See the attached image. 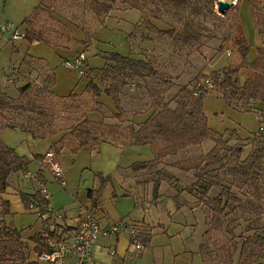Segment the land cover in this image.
I'll return each instance as SVG.
<instances>
[{
  "label": "rangeland",
  "instance_id": "rangeland-1",
  "mask_svg": "<svg viewBox=\"0 0 264 264\" xmlns=\"http://www.w3.org/2000/svg\"><path fill=\"white\" fill-rule=\"evenodd\" d=\"M24 1L28 0H0V22H13L23 36L25 29L21 28L20 24L22 23L15 20L14 13L24 4ZM100 1L111 3V0ZM218 2L219 0H187L185 8L181 10V8H175L170 4H163L159 0H139L138 9L143 13L140 16L142 34L136 41L140 43L142 40H150L156 43L159 48L146 52L145 44H139V52L146 55L160 75L170 79V83L162 85L158 77L150 78L148 81L153 85V91H146L144 88L145 79L140 77L124 78L117 72L112 73L108 68V60L105 59L106 54L115 52L129 55L131 53L127 34L132 31L133 24L139 18L137 10L132 9L133 7L128 4H122L120 0H115L112 3L116 11L129 9L122 12V16L116 18L113 15L100 21H95L92 18L93 21L89 20L92 22L85 24L84 28L75 27L74 30H70V33L74 31L73 36L78 42L75 45L76 51L61 43L57 44V49L47 42L29 43L25 37L14 41L8 32H0V90L14 97L17 103L16 108L10 110L8 115L18 123L19 127L23 125L27 129H32L38 126L42 134L58 136L59 142L70 148L73 147L72 144L77 143L76 135L79 124L88 115L89 118L100 120L93 122L88 119L89 127L98 138L113 140L117 143V135L115 134L117 133L118 139L127 144L133 142V134L135 133L133 129L135 131L138 129V125L126 120L129 114L146 109L151 111V108L159 109L160 107L156 105V102L162 98L167 101L171 99L170 101L173 102L172 105L174 106L176 104L174 97L177 94L185 95V91L182 92L183 87L198 93L203 88L206 89L204 110L208 117L209 126L226 137L229 140V145L243 143L245 149L242 159L247 158L251 152L264 146V105L260 102L250 101L249 104L253 106L252 110H245L244 108L248 107V100L243 99L238 102L237 95L227 90L233 98V103L238 104L239 108H236L222 97L223 89L214 84L213 78L211 81L207 79L211 77L213 71H220L229 65L236 66L242 61L237 43L243 34L233 9L235 4L226 12L221 13ZM38 3L39 1H37ZM59 3L61 8L58 15L62 19L59 21L77 22L78 26L84 24L80 23L83 18L87 20L96 17L98 14H103V9L87 0H60ZM151 16H155L153 22L148 20ZM178 17L183 18V21ZM191 22L200 25V42L198 45L192 44L186 48L182 45L172 44L171 39L163 38L160 33L154 30L155 26L162 29H169L171 26L181 29L185 23L190 24ZM40 26L44 28V24H40ZM43 28H40V33ZM59 39L64 43H69L67 37L62 36ZM82 41L86 46L78 45L82 44L80 43ZM72 42L73 40L70 41V43ZM168 44L172 46V55L179 54L181 57L177 61H173L171 65H166L161 60L163 57L162 47L167 48ZM80 50L86 54L91 68L85 76L64 66V62L72 59L74 52ZM228 50L231 51L230 54L227 52ZM183 53L189 56L187 61L182 60V57H185ZM24 54L25 56L44 58L49 63L50 68L55 71V75L50 73L45 63L37 59L30 62L35 71L30 70L31 72L28 74L23 73L19 68L23 65L22 56ZM248 57L251 58V50ZM13 65H18L19 68L14 67V72H11ZM249 73L250 67L247 64L240 69L237 81L239 86L247 80ZM11 75L16 78V81H10ZM89 78L100 84L102 88L110 87L112 83L116 85L122 98L124 112L118 116L119 110H117L114 100L105 93L101 95L102 101H100L104 103L106 110H99L103 105L96 100L97 96L83 92ZM27 82H30L32 89L23 95L19 92V88ZM52 92L59 96L68 95L72 92L80 94L74 93L61 98L56 97ZM150 93H154L157 97L150 96ZM259 106L263 112L257 110L260 108ZM26 108L32 111L29 112ZM106 118H109V122L102 121ZM83 126L86 125L82 124ZM8 131L23 133L14 129H8ZM17 142L19 143L12 140V144L17 148L25 146L21 139H18ZM213 144V141L208 139L198 148L189 151L188 154L182 151L179 157L184 159L186 155L195 156L200 152L206 153ZM75 155L74 157L66 153L62 157L59 156V162L65 171L70 191L62 188L63 186L61 187L59 183L54 181L51 167L44 163L43 156L42 164L50 171L51 175L50 181L46 183V188L51 197V207L56 212L74 206V195L76 196L78 191L85 192L88 187H93V185L96 188L100 187V177L104 176L98 170V163L92 161L89 152L81 151ZM136 155H141L143 158L135 159ZM152 155L150 146L146 145V148H143L133 145V147L127 148L123 163L140 161ZM172 159L168 158V161L171 162ZM29 161V171H17L11 174V185L15 187L18 185V188H21L20 193L25 192L31 184L36 190L43 192L45 182L42 181L41 175L36 174L37 170L32 161L30 159ZM222 171L221 177L225 179L223 180L224 184L229 185L232 192L241 199V206H236L238 207L236 211L228 210V214L226 212L223 216L216 215L206 201L200 204L203 210L200 207L194 209V206L190 205L193 195L184 192L183 197L181 196L182 190L179 191L181 199H178L182 204L177 203L176 205L174 200L167 195V187H163L165 197L157 204L153 201V186L149 187L145 202L139 200V203L136 204L134 197L127 195L124 188L121 189L116 180L101 192L102 206L109 213L113 222L126 221L131 223L129 221L131 219L142 220L141 218L145 217L149 225L157 228L153 233L148 250H146L147 247L144 249L146 253L151 251L145 264H153L152 250L156 254H164V264H189L191 258L199 259L196 252L199 249L204 229L205 232L208 230V234L203 235L205 264H264L263 182H261L260 195H256L253 188H248L247 185L238 181V183H233L234 178L240 180V175L233 178L226 169ZM262 179L264 178L262 177ZM221 182L222 179L219 178V184L210 191L211 197L220 194L225 195L226 191L220 184ZM79 183L80 185H78ZM184 185L179 181L181 188ZM170 187L176 189L174 186ZM148 202L151 204V209L145 211L144 207L147 206ZM26 209L19 196L13 195L11 212L6 219L8 224H12L21 230L23 239L28 241L30 249L33 251L31 252L32 256L35 250L34 240L36 239L33 237H37L40 231L47 226L50 229L52 224L58 222L59 219L53 218V216L46 219V216L43 217L36 207ZM45 211L47 212V210ZM63 218L65 217L63 216ZM58 226L59 224H57ZM255 234L258 238H254L252 245L248 246L241 259L243 241ZM120 235L128 238L130 243L128 234L122 233ZM136 262L144 263L140 257ZM197 262L200 263L199 260Z\"/></svg>",
  "mask_w": 264,
  "mask_h": 264
},
{
  "label": "trees",
  "instance_id": "trees-1",
  "mask_svg": "<svg viewBox=\"0 0 264 264\" xmlns=\"http://www.w3.org/2000/svg\"><path fill=\"white\" fill-rule=\"evenodd\" d=\"M86 1V0H85ZM99 6L103 14H98L96 17L98 19H104L110 13L114 11V5L111 3L103 2L100 0H87ZM163 4H170L175 8H185L187 0H159ZM213 1V0H212ZM122 4H128L132 9H138L140 4L139 0H120ZM240 0L233 6L238 18ZM252 16L256 25V28L262 37L264 42V0H249ZM117 10L120 12L126 11ZM101 12V11H100ZM143 15V13L141 12ZM96 15V14H95ZM155 16H151L148 20L153 22ZM181 21L183 18L178 17ZM142 19V18H141ZM139 21L134 30L129 34L130 37L141 36L142 27ZM200 25H196L191 22L185 23L181 29L172 27L169 29H162L154 27L158 33H160L163 38L167 37L171 39V43L179 46H184V48L191 46L192 44H199L200 42ZM147 32V31H146ZM41 33H33L27 31L25 38L29 41L39 40L41 38ZM238 42V41H237ZM239 45V52L241 54L242 61L236 66H226L220 71H213L209 81L213 78L215 85L223 89L222 97L232 106L239 108L238 104L233 103V98L228 94L230 90L234 95H237L238 102L243 99L248 100V107L245 110H252V104L260 102L264 105V47L258 50L257 57L254 61L248 62L247 55L249 52V47L246 43L244 37L239 39L237 43ZM171 45L168 47H162V50L167 53L169 50L170 58H181L179 54L173 56ZM157 47L155 46V49ZM185 57L188 58L187 54L183 53ZM105 59L108 60V68L112 73L117 72L124 78L134 79L135 77H140L146 80L144 88L146 91H153V85L148 81L150 78H159V82L162 85L170 83V79L159 74L155 65L150 62L146 55L142 57L136 56H124L119 53H108L105 55ZM164 58L162 57L161 60ZM174 61V60H173ZM173 61L166 62V65L173 64ZM110 62V63H109ZM175 62V61H174ZM107 63V61H106ZM250 67V73L247 80L239 86L237 84L238 75L240 69L244 65ZM53 75V74H52ZM222 76V79L220 80ZM53 80V76H52ZM32 85L27 84L19 88L21 94H25L31 91ZM204 89L200 93L197 91H190L186 88H182V92L185 91V95L180 96L177 94L174 98L176 104L173 106V102L170 100H165L164 98L159 99L156 102L160 108H151L150 116L147 120L138 125V129L133 134V142L137 144H150L153 148V152L156 160H163L165 158H173L168 165L172 167L179 168L181 170L190 172L192 171L195 175V181L190 185L180 187L179 180L173 175L168 173L163 169H158L154 172L156 176L155 184L156 187L160 184L162 180H167L179 191H187L196 198V204L200 205L202 202H207L209 207L213 210L216 215L223 216L228 214V210L236 211L238 205L241 206V199L232 192L229 185L224 184L223 169H226L230 175L237 177L240 175V180L234 178L233 183L241 182L248 186V188H253L256 195H260L261 192V182H263L264 191V146L259 147L254 152H251L247 158L242 159V154L244 152L245 145L243 143H236L234 145H229V140L222 134L214 131L208 122V117L204 110V97L206 95ZM228 90V91H227ZM85 92L90 93L94 96H101L103 93L110 96L116 105L118 111V116L124 112L122 106V98L118 93V87L112 83L110 87L102 88L100 84L95 82L93 79L85 87ZM155 96L154 93H150V96ZM16 99L9 96L6 92L0 91V133L3 129L9 128L14 130H20L24 132H29L34 138H45L49 135L42 134L40 128L27 129L23 125L19 127L18 123L12 119L8 113L10 110L16 108ZM15 106V107H14ZM260 107V106H259ZM27 111H32L26 108ZM260 112L263 109L257 108ZM258 111V112H259ZM82 124L86 126L82 127ZM89 120L84 119L79 124L76 144H72L74 150L83 148L90 143H98L102 141L95 135L91 128L89 127ZM117 135V133H115ZM213 141V147L210 151L203 153L200 152L195 156H187L182 159L179 157L182 151L186 154L192 150L201 146L206 140ZM157 146V147H156ZM61 148L56 146L51 147L50 150H54L57 155L60 154ZM30 161L25 156H20L13 148L9 147L2 139L0 135V264H34L31 260V252L28 241L24 240L22 237V232L17 227H13L8 224L6 217L10 214L11 203L8 199L4 198V194L7 188L10 186V176L13 172L24 171L26 172ZM233 164V165H232ZM263 164V165H262ZM232 165V166H231ZM221 171V172H220ZM226 172V173H227ZM221 178L225 188V195L220 194L215 197L210 196L211 189L218 185V179ZM238 181V182H237ZM241 184V185H242ZM92 190L90 191V197H92ZM21 198L23 203L27 208L36 207L40 212H46L49 207H51V199H46L45 194L42 190H35L34 193L21 192ZM93 204H97V199L93 198ZM232 232V231H230ZM208 234V230L204 235ZM35 250L41 251V233L33 237ZM254 238H258L255 234L252 237H247L242 243L240 258L244 256L248 246L252 245ZM146 240V238H145ZM145 240L142 241L145 244ZM205 243L201 244V250L204 252ZM31 250V251H30ZM34 250V251H35Z\"/></svg>",
  "mask_w": 264,
  "mask_h": 264
},
{
  "label": "crops",
  "instance_id": "crops-1",
  "mask_svg": "<svg viewBox=\"0 0 264 264\" xmlns=\"http://www.w3.org/2000/svg\"><path fill=\"white\" fill-rule=\"evenodd\" d=\"M37 1H39L38 4H37ZM59 2L60 0H31V1L28 0V1H24V4L21 5V7H19L15 11L14 18L16 17L15 20L18 23H22L20 25H21V28L25 29L24 31L25 34L27 31H30L36 34L40 33L39 31L40 28H43L40 26V24H44L43 31H41L42 39L29 41L27 38H25L27 42L29 43L47 42L48 44L53 45V47L56 49L58 47L57 44L61 43L63 45L70 46L73 49V51H76L75 45L78 42H76V38H74L73 36L74 31L70 33V30H74L75 27L84 28L85 24H87L88 22H92L93 19L95 21H100V20H104L108 18L109 16H113V15H115L116 18L122 16L121 14L122 12L114 11L113 13H110L108 16H106L104 19H98L95 16L87 20L83 18V20H81L80 23H84V24L80 25L79 23L80 26H78L77 22L73 23V22H69L68 20L59 21V20H62L59 18V15H58L59 9L61 8ZM134 10H137L139 18L137 22L133 24L132 31L134 30L136 24L140 21V16H141V11L139 9L135 8ZM89 20H92V21H89ZM238 22H239V26L241 28L243 37L245 38L246 43L249 47L248 55L250 54V50H251V58H249L247 55V60L250 63L254 61L255 58L257 57L258 50L264 47V42L256 28V25H255V22L252 16V12H251L249 0H240L239 10H238ZM131 32L127 34V40L130 44L131 53L129 55H124V56L131 55V56H136V57H142L143 55L140 54L139 52L140 51L139 44L141 45L145 44V48H147L146 52H150L152 49H155V46L157 47L156 49H159L156 43L150 40L149 41L142 40L139 43L138 41H136L139 36L137 35V37L132 38L129 36ZM62 36L67 37V41H69V43L62 42V40L59 39ZM71 40H73L72 43H70ZM14 41H17V40H14ZM83 41L80 42L82 44H78V45H81L82 47L86 46L83 44ZM256 50H257V53H256ZM82 51L83 50H80L79 52H82ZM79 52H74L73 58ZM169 54H170L169 50L167 51V53L163 51V58H164L163 61L172 62L173 60L174 61L178 60V58H170ZM22 57H23L22 58L23 65L20 66V68L18 67V65H13L12 67H17L23 73L28 74L31 71L32 72L35 71L32 68L33 66L30 65L31 60L37 59L45 63V66L47 67L48 70H50V73L55 75V71L50 68L49 63L44 58H35L34 56H28V55L25 56V54ZM182 60L187 61V58L182 59ZM90 80H91L90 78L87 79L86 85L89 83ZM29 83L30 82H27L25 85ZM86 85L84 86L83 92H85ZM52 93L56 97L63 98V97H68L71 94H74L75 92H72L71 94L63 95V96H59L55 92H52ZM75 94H80V93H75ZM96 100L99 102V104L103 105V107L100 108L99 110H102V109L106 110L104 107L105 106L104 103L101 102L102 97L97 96ZM150 113L151 111L146 109L138 113L129 114V116L127 117L128 119L126 120H130V123H135V125L140 124L148 119V117L150 116ZM89 117L90 116L87 115L85 119H89L93 122L100 121V120H95L94 118H89ZM102 121L109 122V118H106L105 120H102ZM8 129L9 128L3 129L0 133L3 141L9 147L13 148L20 156L28 157L32 161V164L35 165V168L37 170L36 174L42 176V181L45 182L44 189H46L48 193H49V190L46 188V183L50 181L49 179L51 178V175H50V171L43 166L42 159H43V156L51 149V147L56 146L57 148H61L63 146L60 154L58 155L61 157L66 153H69L75 157L76 153L81 152V151H87L90 153L92 161L98 163V170L104 174V176H101L99 180L100 187L96 188V186L93 185V187H88L85 192L78 191L76 196L74 195V198H75L74 206L69 207V208L67 207L66 209L68 210L66 209L61 210V213L64 215L66 220L65 218L59 219L57 220L58 221L57 223L60 225H62L63 223L64 224L66 223L67 229L72 228V225L69 221H73L75 219L77 215L78 207L82 204H93V198H96L97 203L101 205L102 210L100 213V218H101L102 224L113 223V220L110 219L109 213L102 206L101 192L105 190L109 184L111 185L113 181L115 180L117 184L121 187V189L124 188V192L127 195H131L134 197V200H136L135 201L136 204L139 203V200H142V202H145L146 196L148 195V189L150 186H153L154 188L153 201L155 204H157L163 197H165V195H163V187H167L166 193L169 197H171L174 200L176 205L177 203L182 204L181 201L178 200V199H181L179 190L171 188L170 186L172 185L167 180H162L160 184L156 187V184H155L156 177L153 176L154 175L153 173L158 169H163L167 171L168 173H170L171 175H173L175 178H177L180 182L184 183L185 184L184 186L190 185L192 182L195 181V175L192 171L187 172L179 168L168 165L167 163L169 162L168 158H165L163 160H156L154 152H153V148L150 144H137L134 142L124 144L121 142V140L118 139L117 137L118 134L116 136L117 143L113 140L102 139V141L98 143H90L89 145L83 148L74 150V147L70 148L68 146L61 144L59 142V137L58 136L56 137L55 135L47 136L45 138H34L32 134L29 132L21 131L23 133H12L11 131H8ZM18 139H21L23 141L25 145L24 147L17 148V146L12 144V140H14L16 143H19L17 142ZM122 139H125V138L122 137ZM133 145L141 146L143 148H146V145H148L152 149L153 155L143 160H140V161H136V162L128 161L126 163H123L124 154L127 153V148H131L133 147ZM136 158L142 159L143 157L141 155H136L135 159ZM27 171H29V166H28ZM20 184L21 183L19 182V185ZM78 185H80V183ZM62 188L70 191L68 181H67V185ZM20 190L21 188H18V185L17 187L12 186L10 182V186L7 188V191L4 194V198L8 199L10 203H12V196L16 195V196H19V198L22 201ZM35 190L36 189L34 185L31 184L28 187V189L25 190V192L34 193ZM91 190L93 191L92 197L89 196L90 195L89 193ZM184 192H187V191H183L181 193V196L183 197L185 194ZM192 198L193 199L190 202V205L194 206L193 207L194 209L200 207L203 210V207L201 205L196 204L195 197L192 196ZM185 201L187 200L185 199ZM185 204L187 203L185 202ZM26 208L27 207L25 206V209ZM144 209L145 211H149L151 209V204L148 202L147 206L144 207ZM127 219H128V216H127ZM141 219L142 220H137V219H131V220L128 219V220L131 222V224H135L141 229V239L145 240L146 238L145 246L147 248L146 247L145 248L146 250H148L153 233L157 228H155L152 225H149V222H146L145 217ZM11 226L15 227L12 224ZM205 228H206V225H205ZM44 229L45 228H43L40 232H42ZM145 230L148 232H146ZM204 233H205V229L202 234V239L200 241L199 249L196 252V254L199 256V259L191 258L189 260V264H194V263L198 264L197 262L198 260L200 262L199 264H205V255H204V252L201 250V244L204 242L203 241ZM128 243H129V239L124 237V235H119V236L111 237V238H101L96 244V247L94 248L93 253L95 257L101 261V264H145L147 263L146 258L148 255L151 254V251L147 253H146V250H144V252L142 250V252L140 253L133 252L130 250V243L129 245ZM112 249H115L116 251L115 255L111 254ZM152 255H153V264H164L165 262L164 254H158V253L156 254L155 251L152 250ZM139 257L140 259H142V261H144V263L136 262Z\"/></svg>",
  "mask_w": 264,
  "mask_h": 264
},
{
  "label": "built area",
  "instance_id": "built-area-1",
  "mask_svg": "<svg viewBox=\"0 0 264 264\" xmlns=\"http://www.w3.org/2000/svg\"><path fill=\"white\" fill-rule=\"evenodd\" d=\"M238 0H233L236 4ZM0 32L9 33L13 40L24 38L18 27L13 22H0ZM229 54L230 50L227 51ZM64 66L67 69L77 71L85 76L91 69L87 56L84 52L77 54L74 58L66 60ZM14 67L11 72H14ZM11 82L16 78L11 75ZM209 83V82H207ZM202 88L200 91H203ZM263 117L261 116V119ZM44 163L51 167L54 181L65 187L67 179L65 171L59 162V156L54 150H49L44 155ZM32 176V175H30ZM34 177V176H32ZM46 199H50V195L46 189L43 190ZM33 207V206H31ZM101 205L82 204L77 209V215L73 221H69L72 225L71 229L66 228V223L57 227L54 222L51 228L47 226L41 233V251H34L31 260L34 264H101L93 253L96 244L101 238H111L126 233L130 236V250L133 252L145 249V244L141 239V229L135 224L126 221H118L108 224H102L100 213ZM46 219L50 216L56 219H63L61 212H56L54 208L49 207L47 212H40ZM57 216V217H55ZM111 254L115 255V249L111 250Z\"/></svg>",
  "mask_w": 264,
  "mask_h": 264
},
{
  "label": "water",
  "instance_id": "water-1",
  "mask_svg": "<svg viewBox=\"0 0 264 264\" xmlns=\"http://www.w3.org/2000/svg\"><path fill=\"white\" fill-rule=\"evenodd\" d=\"M235 3L233 0H219L218 2V8L221 11V13L226 12L231 6H233Z\"/></svg>",
  "mask_w": 264,
  "mask_h": 264
}]
</instances>
